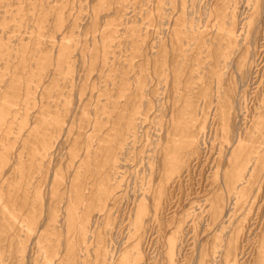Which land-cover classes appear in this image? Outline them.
<instances>
[{
	"label": "rangeland",
	"instance_id": "obj_1",
	"mask_svg": "<svg viewBox=\"0 0 264 264\" xmlns=\"http://www.w3.org/2000/svg\"><path fill=\"white\" fill-rule=\"evenodd\" d=\"M261 149L264 0H0V264H264Z\"/></svg>",
	"mask_w": 264,
	"mask_h": 264
},
{
	"label": "bare ground",
	"instance_id": "obj_2",
	"mask_svg": "<svg viewBox=\"0 0 264 264\" xmlns=\"http://www.w3.org/2000/svg\"><path fill=\"white\" fill-rule=\"evenodd\" d=\"M238 43V42H237ZM238 46V45H237ZM234 51H235V49L233 50V54H234ZM233 56V55H232ZM241 59H242V57H240ZM243 58H244V56H243ZM246 59V58H245ZM245 61V60H244ZM243 61V62H244ZM228 62V61H227ZM232 62V61H231ZM246 62V61H245ZM230 63V62H229ZM232 64V63H231ZM231 64H230V66H231ZM243 64V63H242ZM245 65H246V63H245ZM233 66V65H232ZM243 66L244 65H242V68H243ZM234 69H236L237 70V67L236 68H234ZM238 71V70H237ZM241 72H242V70H240ZM239 72V71H238ZM237 72V73H238ZM237 76V79H239L238 78V75H236ZM240 76V75H239ZM239 81H241V79L239 80ZM242 83V82H241ZM244 83V82H243ZM243 83H242V86H243ZM245 85V84H244ZM237 102V101H236ZM235 102V103H236ZM238 105V104H237ZM240 107H238L237 109H239ZM190 142H191V139L189 140ZM189 141H182V143L181 144H175V145H173V147L172 148H170V149H167V153H166V157H165V159H164V164H166V163H168V162H171V163H173V164H175V166H177L178 165V162H179V157H180V154L182 153V152H180V150H182L185 146H188L190 143H189ZM192 145V144H191ZM189 147V146H188ZM197 147V146H196ZM263 156H264V149H261L260 151H259ZM180 162H181V160H180ZM182 163V162H181ZM184 164H185V162H184ZM179 166V165H178ZM247 174H246V176L244 175L240 180H241V182L238 184V185H236V188L235 189H237L240 185H242V184H244L245 182L247 183L249 180H248V178L250 177V175H251V172L253 171V168L250 166L248 169H247ZM228 208V207H227ZM227 211H228V209H226ZM139 219V217L136 219V220H138ZM140 222L138 221L137 223H139L138 224V226L139 225H141V221H143L142 220V218H141V216H140ZM171 238V239H170ZM169 238V241L170 242H172V237H170ZM177 246V245H176Z\"/></svg>",
	"mask_w": 264,
	"mask_h": 264
}]
</instances>
